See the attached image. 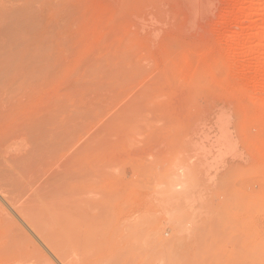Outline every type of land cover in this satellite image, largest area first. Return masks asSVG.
Returning <instances> with one entry per match:
<instances>
[{
    "label": "rangeland",
    "instance_id": "374dc122",
    "mask_svg": "<svg viewBox=\"0 0 264 264\" xmlns=\"http://www.w3.org/2000/svg\"><path fill=\"white\" fill-rule=\"evenodd\" d=\"M120 1L0 0V89L52 119L39 170L63 173L76 264H264V0L194 24L182 0ZM218 108L232 146L190 135ZM16 240L2 264L33 261Z\"/></svg>",
    "mask_w": 264,
    "mask_h": 264
},
{
    "label": "bare ground",
    "instance_id": "6f19581e",
    "mask_svg": "<svg viewBox=\"0 0 264 264\" xmlns=\"http://www.w3.org/2000/svg\"><path fill=\"white\" fill-rule=\"evenodd\" d=\"M48 1L50 2V0ZM108 1L110 3L113 0L112 1L108 0ZM121 1L122 3L124 1L123 4H125L126 6L128 5L127 2H125L126 0H121ZM182 1L187 11V20H188L187 22L189 24L190 23L194 24L200 20L202 21L205 18V15H208L209 12H213L212 10L214 9V4H215V0H182ZM67 2L64 0V3ZM115 2L116 0L112 2L114 6H116L114 4ZM49 6L51 7V4ZM67 8H69L68 5H63V4L62 7H60V9H67ZM115 13H118V11ZM236 14H238V12ZM233 15L235 16V14ZM248 16L250 17V15ZM125 19L127 18L125 17ZM133 19L135 20V17ZM236 19L238 20L237 16ZM115 21H117V19H115ZM143 27L146 28L145 26ZM126 60H129V58L128 59L126 58ZM134 63L138 64L137 62ZM136 64H134V66H136ZM122 68L124 67H121V70ZM128 69L131 68L128 67ZM101 70H105L104 67ZM111 70L116 71L115 67ZM1 72H0V78L3 79L4 81L6 80L8 81V79H6L5 77L8 74H5V72H3L5 75V76L3 75L5 77L4 78L3 76H1L2 75ZM13 77L10 78L13 79ZM26 80L27 79H25V81ZM31 84L33 85L32 82L30 83V85ZM26 85L27 83L23 87H25ZM242 87H244V85ZM14 88L12 89V91H10L9 88L5 89V91L0 89V247H7L8 244H10L13 240L17 239L20 240L22 244L24 241L26 242L28 248V254L31 257H33V261L31 259L30 262L31 261L32 262L30 264H76V258L74 252L75 250H73L69 246L67 240L68 238H66L69 230L68 229L69 224L67 221L68 219L65 220V218L60 217L61 214L58 212L64 208L63 205H61V203L58 202L59 199H64V198L58 196L61 193L58 192V190L60 189H57L58 183H60L61 179L63 178L62 175L63 173L61 174L59 173L61 172L60 171L61 166L60 165L57 166V168H59L58 172L56 171L57 170L56 167H55L56 170H54L53 172L59 173L62 178H56L57 176L55 175V173L52 172H50L49 174L47 173L45 175L41 174V169L39 170L40 166H42L41 164H39L40 160L42 163V159L44 158V156H47V153L51 150L53 144L52 138H50L46 132L47 129H49V127L51 126L52 119L51 117L49 118V116L47 117L45 114L44 115L46 117H44V115L43 116L41 115L39 117L33 116L32 112L34 109V102L32 98L34 92L36 91L34 88H29V86L28 89L16 88V86H14ZM262 100L264 101V97L262 98ZM205 115L207 116L206 118L208 119L205 121L201 120L203 118L201 115L193 116L191 118L190 121L191 128L189 130L190 135L192 137L194 136L206 137L210 140H214L216 142L213 144V146H215L216 148L223 147L224 144L232 146L230 142L231 140H234L235 136H234V129L231 125V117L229 112L221 108H218L210 111ZM174 118L175 117H173L172 119ZM19 126H22L23 128L22 132H19L21 131L20 129L21 127L19 128ZM12 129L18 131L17 132L15 131L16 133H14ZM11 131L13 133L11 134L12 136L10 135L8 136V134ZM19 137H23L22 142H20L21 140L19 141L17 140ZM9 138L10 141L9 140L6 141ZM11 138H13V140H11ZM224 142H226L227 144ZM63 183L64 182H62L61 184L63 185ZM21 243H20L21 247L18 250H21V248L23 247ZM18 244L19 243L17 242V246ZM23 248H22L23 251L21 250V253L25 252L24 251L25 248L24 249ZM25 253H22L23 256ZM0 260L2 264L3 259ZM27 261L24 260V262Z\"/></svg>",
    "mask_w": 264,
    "mask_h": 264
}]
</instances>
